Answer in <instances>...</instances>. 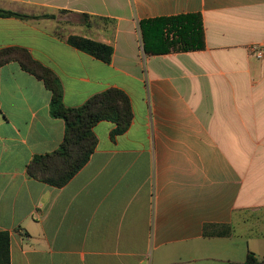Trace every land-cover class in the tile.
I'll return each mask as SVG.
<instances>
[{"label":"crops","instance_id":"0c3cea01","mask_svg":"<svg viewBox=\"0 0 264 264\" xmlns=\"http://www.w3.org/2000/svg\"><path fill=\"white\" fill-rule=\"evenodd\" d=\"M0 9L29 16H0V49L26 48L52 69L66 106L114 87L134 114L117 135L112 120L98 122L89 161L53 186L27 165L59 147L65 121L42 80L16 61L0 67V231L11 264L245 261L234 238L246 214L259 212L264 239V57L250 49H264V0H0ZM197 13L205 48L158 51L176 17ZM74 34L113 46L112 60L70 45Z\"/></svg>","mask_w":264,"mask_h":264},{"label":"trees","instance_id":"16d2710c","mask_svg":"<svg viewBox=\"0 0 264 264\" xmlns=\"http://www.w3.org/2000/svg\"><path fill=\"white\" fill-rule=\"evenodd\" d=\"M84 15L88 16V14ZM0 16L29 18L26 14L4 9H0ZM43 17L54 18L56 16L45 15ZM171 19L165 17L156 20H141L140 26L143 30L147 24ZM176 19L178 24L174 37L171 40H163L166 47L158 51H187L205 48V32L201 14L180 15ZM68 43L107 63L112 60L114 54L113 46L81 35L68 36ZM11 61L18 62L22 69L44 82L46 88L52 92V115L65 121L63 142L55 151L38 154L31 159L27 165V173L30 177L58 187L67 184L89 161L95 151L98 138L94 127L98 122L112 120L116 124L113 135L125 132L131 125L134 117L132 103L124 90L108 88L91 96L82 105L68 107L63 102V88H61L59 77L52 69L36 60L28 49L23 47L0 49V67ZM9 241V232L0 231V264H11ZM260 263L263 264L252 251H248L243 262L229 261V264Z\"/></svg>","mask_w":264,"mask_h":264},{"label":"rangeland","instance_id":"374dc122","mask_svg":"<svg viewBox=\"0 0 264 264\" xmlns=\"http://www.w3.org/2000/svg\"><path fill=\"white\" fill-rule=\"evenodd\" d=\"M60 22L62 23L60 28H62L63 19ZM258 213V211L251 212L244 216V219L240 223H245L248 227L245 228V230L237 227L234 240L244 248L246 256L248 251H252L260 261H264V239L263 235L260 233V230L263 229V225L260 229L261 225L258 224Z\"/></svg>","mask_w":264,"mask_h":264},{"label":"built area","instance_id":"2783aa9c","mask_svg":"<svg viewBox=\"0 0 264 264\" xmlns=\"http://www.w3.org/2000/svg\"><path fill=\"white\" fill-rule=\"evenodd\" d=\"M250 49L253 52H255L259 58H263L264 57V49L263 48L253 44V45L250 46ZM260 264H262V263H260Z\"/></svg>","mask_w":264,"mask_h":264}]
</instances>
